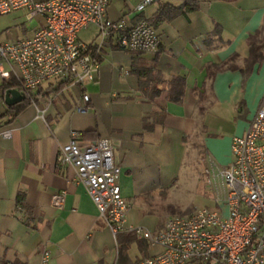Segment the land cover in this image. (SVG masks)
<instances>
[{
    "label": "crops",
    "instance_id": "0c3cea01",
    "mask_svg": "<svg viewBox=\"0 0 264 264\" xmlns=\"http://www.w3.org/2000/svg\"><path fill=\"white\" fill-rule=\"evenodd\" d=\"M140 1L110 0L107 15L152 21L161 39L156 51L105 45L99 71L83 89L46 80L33 103L0 123V264H40L44 249L48 264H120V241L126 245L121 264H136L160 249L132 232L114 235L75 169L56 160L73 133L80 146L109 140L121 195L130 204L127 223L151 231L171 216L169 189L195 157L190 137L219 164L231 161L232 137L246 132L264 99V57L253 60L250 46L264 35V0H190L196 9L160 21L161 8L184 0H157L138 12ZM96 31L87 42L78 38L91 44ZM134 68L149 72L140 78ZM177 76L185 80L180 101L169 95ZM3 81L0 112L8 107ZM61 191L65 199L56 207L51 198Z\"/></svg>",
    "mask_w": 264,
    "mask_h": 264
},
{
    "label": "built area",
    "instance_id": "2783aa9c",
    "mask_svg": "<svg viewBox=\"0 0 264 264\" xmlns=\"http://www.w3.org/2000/svg\"><path fill=\"white\" fill-rule=\"evenodd\" d=\"M155 1L141 0L135 10L142 12ZM109 2L0 0V13L23 8L28 19L43 18L32 36L0 43V78L14 75L22 95L33 100L36 89L49 79L83 89L95 79L105 45L131 52L159 48L160 36L146 19L132 23L123 16L112 20L107 15ZM90 24L97 27L98 35L87 44L78 33ZM82 98L87 102L89 96L83 93ZM112 152L107 139L80 146L73 133L59 145L56 160L75 169L114 235L132 232L160 248L136 264H264V99L246 132L232 137L228 165L205 155V184L214 193L215 208L171 215L161 229L151 231L127 223L130 204L121 195L120 166ZM64 199L65 191L57 192L51 203L59 207ZM49 258L50 252L44 249L40 264H48Z\"/></svg>",
    "mask_w": 264,
    "mask_h": 264
},
{
    "label": "rangeland",
    "instance_id": "374dc122",
    "mask_svg": "<svg viewBox=\"0 0 264 264\" xmlns=\"http://www.w3.org/2000/svg\"><path fill=\"white\" fill-rule=\"evenodd\" d=\"M26 12L27 10L21 8L8 13H0V43L30 37L42 25L43 18L41 16L37 15L32 19H28ZM96 32V27L90 24L81 29L79 36L81 40L87 42ZM227 129L221 130L219 136H225ZM189 142L194 146L193 153L195 157L192 160L191 154L187 163H185V166L180 171L176 184L169 189L166 202L170 205L168 209L169 211L171 210V215H188L200 207L215 208L216 206L213 197L214 193L205 184L206 177L204 170L207 167V161L204 153L201 151L199 138L197 136H194V138L190 137ZM220 151L224 160L227 161L229 159L228 147L221 144ZM220 164L228 165V163ZM130 255L132 260L136 259L139 255L136 247L130 251Z\"/></svg>",
    "mask_w": 264,
    "mask_h": 264
},
{
    "label": "trees",
    "instance_id": "16d2710c",
    "mask_svg": "<svg viewBox=\"0 0 264 264\" xmlns=\"http://www.w3.org/2000/svg\"><path fill=\"white\" fill-rule=\"evenodd\" d=\"M197 8V3L195 1H190V0H184L181 5L179 6H168L161 8L157 20H163V19H171L175 17L176 15L180 13H184L185 11L188 10H194ZM149 23L155 28V25L153 24L152 21H149ZM258 35L260 36V33L257 32V37ZM262 37L259 40L256 39H251L250 40V46H251V54H252V59L253 60H261L262 57H264V35H261ZM136 74L142 78L146 74H148L149 70L148 69H140V68H134L133 69ZM171 87H170V99L174 101H180L183 95L184 91V85H185V80L184 77H174L170 81ZM20 81L16 78L13 77V75L8 79L3 81L2 83V89L5 91L8 88H16L21 91V85ZM35 100V97L34 99ZM33 100L27 99L24 97L20 102L16 103L15 105L8 106L3 112H0V123H9L15 119V117L20 113V111L27 105L33 102ZM144 127L146 128H151V126L144 122ZM126 245L121 243L120 241V246L118 250V263H122L126 259Z\"/></svg>",
    "mask_w": 264,
    "mask_h": 264
},
{
    "label": "water",
    "instance_id": "95a60500",
    "mask_svg": "<svg viewBox=\"0 0 264 264\" xmlns=\"http://www.w3.org/2000/svg\"><path fill=\"white\" fill-rule=\"evenodd\" d=\"M23 98L21 91L16 88H8L4 91V103L8 106L20 102Z\"/></svg>",
    "mask_w": 264,
    "mask_h": 264
}]
</instances>
